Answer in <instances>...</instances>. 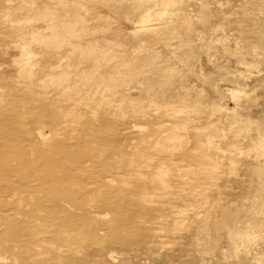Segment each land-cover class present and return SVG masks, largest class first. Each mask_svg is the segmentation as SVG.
I'll return each instance as SVG.
<instances>
[{
	"label": "rangeland",
	"instance_id": "374dc122",
	"mask_svg": "<svg viewBox=\"0 0 264 264\" xmlns=\"http://www.w3.org/2000/svg\"><path fill=\"white\" fill-rule=\"evenodd\" d=\"M56 1L46 0L50 5L46 8H60ZM177 1L182 2L190 14L182 15L178 20L184 25L178 26L177 30H172L169 34L168 47L164 49L162 44L154 41L153 45H148V48L139 52L141 56H145L151 46L150 49L160 52L161 57L155 59L160 68L155 72V76L147 67L137 69L134 74L140 78L154 76L151 84L159 95L145 96L135 85L123 86L128 100H124L123 108L121 107L123 113H126L124 119L127 121H134L127 114V108L133 105L148 113L147 119L137 123L151 128V123H147V120L157 116L160 123H163L162 128L145 138L146 141L153 140V148L148 152H141L133 162L140 161V156H148L151 160L150 171L153 173L156 166L167 165L164 161H174L178 170L175 175L182 177L183 184L190 187L178 190V202H187L182 208L183 214L195 217L192 220L188 217L179 223L173 221L175 213H171L173 210L166 201L173 198L168 193L164 194L167 187L162 188L160 183H155L154 186L158 190L149 191L146 197L147 200L154 197V201L149 204L151 207L165 211L163 221L168 223L165 224V231L171 230L170 234H173V237L163 239L164 250L160 253L182 255L181 259L168 260L167 264H264V0H218L212 3L204 0L208 5L200 11L196 0ZM34 2L36 3V0H0L2 7H11L8 10L0 8V15L9 17V20L13 19L8 24V29H18L21 33L18 41L23 44L22 48L30 51L27 57L31 59L48 58L41 45L46 42V37H56L55 31H60V35L66 37L69 35V41L65 42L72 53L66 58L61 56L60 61L74 71L80 70V65L75 60L78 49H88L87 45L96 41L97 36H105L117 30L120 27V19L112 14L118 10L124 11L122 7H128L130 4V0L120 4L119 0H81L75 4V8L78 14L83 16L78 17L77 23L59 26L57 22L43 24L41 20H36V11L32 9ZM166 3L169 2L161 4L158 9L152 7L150 11L160 13L167 8H174L170 3L166 8ZM122 4L126 5L121 6ZM82 7L87 8V12ZM47 13L40 11L37 15L49 16ZM197 18L205 21L218 18L223 28H198ZM114 35L109 36L111 40L104 44L105 49L95 55L102 56L105 50L108 57L104 58V66H113L114 60L120 58L121 48L124 50L131 47L124 43L121 45L124 40L121 38L123 41H120V37ZM13 38L6 39L14 41ZM18 46L14 43L8 44L0 53V73L5 69L9 72L17 67L13 56L18 51ZM165 52L168 53V60L167 56H163ZM185 54H189L192 59L183 60ZM129 65H132V61H124L123 69ZM164 67H167L166 72H163ZM163 73L169 76L166 82L163 81ZM112 75L127 81L121 68L114 70ZM21 79L22 77L18 80ZM80 84V80H77L75 87L80 89ZM116 91L109 86H99L93 92L97 93V97L105 104L115 107L120 103V94L115 93ZM5 92L0 90V101ZM164 99L171 101L174 111L161 116L159 104ZM88 103L90 101H77L72 107L75 113L77 110L83 111L80 115L81 121L85 118H98V110L92 105L86 106ZM6 106V103H0V112ZM8 110L11 116L21 113L20 118L23 119L19 121V118L12 117L11 120H3L0 117V152L11 150V153L0 156V186L5 188L4 192L0 191V264H15V260L24 255L25 252L17 238L19 227L37 232L44 231L46 227L50 233L44 237L52 242V246H49L52 250L59 249L61 253H78L88 257L92 254L88 236L80 235L79 230L77 235L72 230H64L63 223L67 221L63 215H56L58 218L53 226L46 218L50 212L51 200L65 197L67 193H73L80 199L82 194H86L83 196L84 200L91 197L90 199L99 200L98 203L106 199L111 202L124 200L123 204L116 206L112 216H107V219L110 217V220H114L112 227L116 230L124 216L133 214L139 200L136 197L127 200V197L137 189L136 177L129 178L126 186L119 184V177H114V180L108 183L109 187L92 184L89 178L92 172L100 170L98 166L102 160L101 153L106 148L99 141L106 134L115 133L121 127L117 122L107 126L96 125L91 133L95 139L83 140L64 122L62 126L65 129L48 132L47 138L39 140L36 144L27 134L20 135L19 131H11L10 135H6L5 130L23 125L32 131L39 119L33 120V114L30 116L28 111H19L17 106L8 107ZM76 119L79 121L78 116ZM136 128L138 125L132 129ZM133 141H128L127 150H133V143H136ZM111 147L114 149L109 148L112 153L119 151L117 146ZM85 148L89 149L92 159L84 166L79 164L80 158L73 157L72 154H83ZM60 151L71 155H60ZM112 157L110 154V158ZM45 167H48V170ZM71 171L75 178H66L65 182L58 183ZM167 176L168 184L170 181ZM150 177L151 174L146 180ZM152 192L162 197L158 198L156 195V198ZM150 194H153V197ZM69 201L72 202L71 199ZM161 204L166 205L163 207ZM191 205L194 207L191 208ZM72 218L75 219L73 224L77 226H82L85 221L73 215ZM136 219L140 223L144 222L140 217ZM102 229L103 232L99 235L101 239L110 238L112 231L110 233L105 227ZM247 230L250 232L249 236L247 235L248 241L246 240V245H241L240 234H247ZM133 234L135 235L133 231L126 234L129 236L127 239L132 238ZM230 235H235L233 240L240 250L239 256L234 253ZM129 243L133 245V250L120 255L115 264H121L124 260L128 261V264H155L134 256L138 244ZM43 256L44 260H52L46 254Z\"/></svg>",
	"mask_w": 264,
	"mask_h": 264
},
{
	"label": "bare ground",
	"instance_id": "6f19581e",
	"mask_svg": "<svg viewBox=\"0 0 264 264\" xmlns=\"http://www.w3.org/2000/svg\"><path fill=\"white\" fill-rule=\"evenodd\" d=\"M58 1H56V4L57 6L60 5V8L55 10L50 8L47 9L50 5L46 3V0H36V3L34 2L33 6L32 4L29 5L32 6L34 11H36L34 13L36 20H41L43 24H46L47 22H57L59 26H61L70 23H77L78 17L83 16L82 14H78L77 9L75 8V4L80 3L81 0ZM119 1L120 4L128 0ZM196 1L199 11L200 9H205L208 5L204 0ZM208 1H211L212 3L217 2L218 0ZM165 2L173 4L171 6L174 8L168 9L167 7L169 3H166L167 6H165L167 9L160 11V13H154L150 11L152 7H157L158 9V6H161V4ZM124 5L126 4H122L121 6ZM0 6V8H2L1 10H8L11 8L9 5L3 7L2 5ZM30 6L29 8L31 9ZM82 8L87 12V8ZM122 8H124V11L122 12H119V10L115 13L111 11L114 13L112 16H116L120 19V27L117 30L110 32L105 36H97L96 41L87 45L88 49L79 48L75 53V60L77 61V64L80 65V70L78 71L70 70L69 65H64L63 62L60 61L61 56H65L66 58L72 53L71 49L66 47V42L69 41L67 38L69 35L66 37L60 35V31H55L54 35H56V37H46V42L41 45L43 52L48 55V58L45 57L44 59L41 58L39 60L38 58L34 57L31 59L27 57L30 54V51L27 48H22L23 44L18 41V38H20L21 34L17 31L18 29H8V24L13 19L9 20V17L5 18L2 14L0 15V53L5 50V47L8 44L10 45L11 43H14L17 44V46L19 44V49L16 54L14 53L13 56L17 67L9 70V72H6L8 70L5 69L0 73V90L6 91L1 98L0 103H6L7 105L4 110H1L0 113L2 115H0V117L3 118V120H11L12 117H17L16 119L19 118V121H22L23 118H20V116H22L21 113H19L17 116H11L8 110V107L17 106L19 111H28L30 116L33 114L31 117L33 120L39 119L32 131L29 127H24L22 125L21 127L16 126L10 130L8 128L5 130V134L10 135L11 131H19L20 135L27 134L32 138V142L37 144V142L39 143V140L43 141L47 138L48 132L50 133L53 130L61 131L65 129V127L62 125L64 122H66L68 126L72 127L77 132L79 138L83 140L85 138L88 140L91 138L95 139L94 135L91 133L92 129L97 127L96 125L107 126L111 123L117 122L121 128L115 133L106 134L105 137L99 141V143L101 142V144L106 148H104L101 153L102 160L100 166H98L100 167V170L92 172L89 178L92 180V184L109 187L108 183L114 180V177H119V184L126 186L129 181L128 179L134 176L137 178V189H134L132 193H129L127 200H133L135 197L137 200H139L137 201L138 206L134 210L133 214L124 216L119 222L120 226L117 230L116 228L112 227L114 220H110V217L107 219V216H112L116 210V206H118V204H123L122 202L124 200L111 202L109 199H106L102 203H98L100 202L99 200L90 199L91 197L84 200L83 196L86 194H82L80 199V197L77 198L73 193H67L65 194V197L51 200L50 212L48 213L46 221L49 222L51 226H53L58 218L56 215H63L67 221L63 223V229L70 232L72 230L74 231L75 235L78 234L77 231L79 230L80 235L85 234L88 236L92 254L88 257H84L78 255V253L74 255L73 253L69 254L67 252L61 253L59 249L52 250V248L49 247L52 246V242L44 237L45 234L50 233L48 228L45 227L44 231L37 232L35 230L26 231V229L19 227L17 230V238L20 240V246L23 248L25 253L23 252L24 255L21 257V259L19 258V260H15V264H115L120 255L127 252L129 253L133 250L131 247L133 245H131L129 242H136L138 244V247H136L137 249L135 248L134 250V256L139 257V260L142 261H152L155 264H167L168 260L182 258V255L176 256V254L172 255L168 254V252L167 254L162 252L160 253L161 250H164L162 249L164 246L163 239L171 236L173 237V234H170L171 230L165 231V228L167 229L165 226L166 223L163 221L165 211L154 206L151 207L149 205L154 201L153 194L156 197L158 193L155 194L152 192L153 194L150 195L153 198L150 200H147L146 197H148L149 191L158 190V188L154 186L155 183H160L162 188L167 187L164 189V194L168 193L169 195H172L173 198H169L167 197L168 195H165V197L169 199H162L166 200L170 205L167 206L172 208L173 211L171 213H175V218L173 221L179 223L187 220L189 216L187 217L186 214H183L182 208L187 204V202H178L180 200L178 194L180 190H185L186 188L190 187H186L183 184L184 182L182 181V177L180 178L179 176L175 175L178 170L175 168L176 163L174 161L169 159L164 161L167 163V165L165 164L156 166L153 173L150 171L151 160L148 156H140L142 157L140 161L135 163L133 162L134 158L137 157L141 152H148V150L153 148V140L147 139L146 141L145 138L153 135V133H155L158 128H162L163 123H160L158 116L155 117V119H152L154 122H152V120H147V123H151V128H146L145 124L137 123L143 119H147L148 113H146V111H141L140 108L132 105L131 107L127 108L128 111L125 109L127 114L134 119V121L131 120V124L130 121L124 119L126 113H123L122 105L124 100H128V95L123 92V86H130L131 84L135 85L139 87L140 91L145 96L159 95V92L155 91V89L152 87L151 80H154L153 78L155 76V72L158 70V68H160V66H158L157 62L155 61L157 57H161L159 55L160 52L157 53L155 50L150 49L152 46L149 48V52L145 56H141L142 54L140 55L139 52L145 48H148V45H151L154 41L159 42V44H162L163 48L166 49L168 47L167 42L169 39V34L172 32V30L174 32L178 26L181 27L184 25V23L178 22V20L182 15L188 14L189 10L186 9L182 2L180 3L177 0H130L129 6ZM40 11L48 12L47 14H49V16L47 14V16L37 15V12ZM220 15L222 14L220 13ZM196 20L199 25L198 28L200 27L204 29L210 27L214 30L223 28L218 18H216L214 21H205L204 19L200 18H197ZM193 21L195 22L194 19ZM113 34H115L118 38L120 37V41L124 40L121 45L124 43V45H129L131 47L124 50L121 48V55H119L120 58L114 60L115 63L113 66L108 67L103 65L104 58L107 59L108 57L105 50L103 51L102 56L95 55L101 49H105L103 48L104 44L111 40L109 36ZM171 35L173 36L174 34ZM11 37H14V41H7L6 38L10 39ZM121 38L123 40H121ZM75 39H77V37ZM163 56H167L166 59L169 58L168 53L166 52ZM182 59L190 61L192 58L189 56V54H185ZM126 60L132 61V65H129L128 68L123 69V64ZM146 67L150 69L152 74H154L153 77L140 78L134 75L136 74L137 69ZM120 68L125 72L127 81L117 75H112L114 70ZM166 68L167 67H164L165 70L163 72L167 71ZM35 73L36 76L33 78ZM162 75L164 78L163 81L168 80L169 76L166 73H163ZM20 77H22V79L18 80ZM77 80H80V89L75 87ZM58 86H61V88H58ZM99 86H109L112 87L114 91L118 89V91L115 93L118 92L120 94V103L115 107L105 104L102 99L97 97V93L93 92L95 89H98ZM77 101H90V103L86 104V106L92 105V107L97 109L98 118H85L84 121H81L80 115L83 113V111L77 110L75 113V111L72 109ZM159 106L161 108L159 111L161 116L163 114L173 113L174 111V107H171V101L169 99H164L163 102L159 104ZM76 116H78L79 121H77ZM46 122L51 123L47 124ZM137 125L138 128H136V130L132 129ZM188 129H190V127ZM38 135L41 137L39 138ZM132 140H134L133 142L136 143H133L135 145H133L134 147L131 146V148L133 147V150L129 151L130 149L127 150L126 147L128 145V141L131 142ZM96 142L98 141L96 140ZM111 145L115 147L117 146L119 148V151L116 154L110 151V149L114 150ZM5 153H11V150H7ZM5 153L0 152V156H4ZM66 154L69 155L70 153L60 151V155ZM90 154L91 153L89 149L85 148V152L83 154H72V156L80 158L78 159L80 160L79 164L85 166L92 159ZM110 154H112V158H110ZM189 158L190 160H193L192 157ZM114 159L117 160L114 161ZM145 164L148 166H145ZM45 169L48 170V167H45ZM81 171H83V169ZM149 174H151V177L149 180H146V177ZM167 175L169 176L170 181L168 184L166 183L168 179L166 178ZM51 177L53 178V176ZM66 178H75L73 171L69 172L67 177L60 179L59 182H57L61 184L62 182L66 181ZM119 190L123 189L119 188ZM0 191L4 192L5 188L0 186ZM160 197L162 196H159L158 198ZM70 199L72 202L69 201ZM192 207H194V205H191V208ZM200 207H202V205ZM194 209L196 210V208ZM72 215L83 218L85 220L83 225H74L72 221L75 219L72 218ZM138 217L144 219V222L140 223L139 220L136 219ZM193 217L195 216L193 215L189 218L192 220ZM103 227H105L107 231H110V233L112 231L110 238L105 237L101 239L99 236L100 232H103ZM132 231L135 233V235L133 234L132 238L127 239L129 236L126 234H129V232ZM248 232L249 231L247 230V234H240L241 245H246L245 242L248 239ZM60 234L61 233H59L58 236H60ZM234 236L230 235L231 245L234 249L235 255L239 256L240 250L237 245H235V241L233 240ZM79 237L80 236L78 235V238ZM125 241H128V243ZM175 246L178 247V245ZM45 254L50 256L52 260H44L45 257L43 255ZM122 262L128 264V261L126 260Z\"/></svg>",
	"mask_w": 264,
	"mask_h": 264
}]
</instances>
